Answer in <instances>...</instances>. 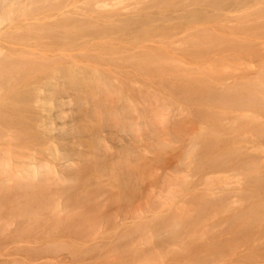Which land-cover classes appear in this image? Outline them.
I'll list each match as a JSON object with an SVG mask.
<instances>
[{"label": "bare ground", "instance_id": "1", "mask_svg": "<svg viewBox=\"0 0 264 264\" xmlns=\"http://www.w3.org/2000/svg\"><path fill=\"white\" fill-rule=\"evenodd\" d=\"M259 39L264 0H0V264H145L131 248L150 239L151 260L168 261L210 209L228 231L262 223ZM166 150L157 192L95 205L90 174L123 195Z\"/></svg>", "mask_w": 264, "mask_h": 264}, {"label": "rangeland", "instance_id": "2", "mask_svg": "<svg viewBox=\"0 0 264 264\" xmlns=\"http://www.w3.org/2000/svg\"><path fill=\"white\" fill-rule=\"evenodd\" d=\"M240 15L241 14H237L238 17ZM222 22V27L235 25L234 22H231L229 19L226 18H224ZM178 36L177 37L179 40L183 38L182 34ZM259 40L260 43L263 45L262 49L264 53V41L261 39ZM167 43L169 48H167L168 54H170V56H176V52H178L180 49H176V45H172V40L167 41ZM148 45H152V47L157 46V44L154 43H148ZM90 55L91 53L89 54V56ZM179 55L181 54L179 53ZM213 56L218 57V54H214ZM202 60L205 59L203 57L199 58L197 60V65L204 64ZM186 62L188 61L186 60ZM242 63H246L250 72L253 71V73L256 71V69L260 67V61L258 62L254 58L246 59V61ZM104 64L107 66H99L107 71H109L110 68L112 70V67L110 65H108L106 62H104ZM182 64L187 70H191L193 69V67L197 66L195 62H191L190 64ZM231 76L236 77V80H240L241 76H246V74H242L241 71H235V73H232ZM136 82L137 86L142 85V80L136 78ZM232 82H234L233 79L227 81L228 84H231ZM181 119L182 118H177L176 120L181 122ZM227 122L228 124L232 123L229 120L226 121V123ZM32 127L33 129L30 131L31 134H29L28 138H36V136H38L37 130H35L37 129V127H35V125ZM179 127L182 128V122L179 124ZM198 127H200L199 122L194 121L192 123H189L188 130L196 129ZM4 141H6V139ZM27 146L31 149L35 148L34 150L37 152L40 158H46L42 154L43 148H41V144H39L38 142H35V144H33L25 141L21 143L20 148H22L21 150H23L24 152L25 150L23 149V147ZM257 155L259 154H256V156ZM155 156L156 158L152 159L150 165L145 168L142 179H140L139 181L136 180V182L134 183V188H131L128 191L124 192L123 195H120L116 186L110 183L111 179L109 180L108 176L102 177L98 181L93 182L92 176L90 174L89 183H92L91 186L93 188V191H97L96 193L100 192L99 195L102 194L100 197L95 199V205L101 206L102 203H104L106 206L105 209L116 208L119 206H136V199L139 197V195H142L143 193L149 190H156L157 192L158 189L162 187L161 185H157V182L161 183L162 176L167 171V168L170 167L169 163L172 159V152L166 150L162 154L152 155V157ZM259 158H261L260 161L263 163L262 165H264V153L261 154ZM189 180L192 183L196 181V179L193 177H190ZM218 192L219 191H217V193ZM118 197L120 199H118ZM124 197H126V199H124ZM245 205L246 204H243L242 202L239 204H235L234 207L240 210L245 207ZM237 212V210L234 211V213ZM204 215V219H200L205 221H203L204 223L202 222L203 225L205 224V227L202 230H200L201 226H198L196 227L197 232H193L192 226L191 231L186 230L185 232H183V237L181 238V240H179L180 248H178L177 246L176 248L174 246L171 247L170 252L175 253L176 257H174L175 255H171L172 258H169L168 261H165L162 258L158 257L157 259L153 258L154 260H151L150 257L153 255V253L150 251L151 247H154L153 244L155 243L153 239L147 240V242L145 243L142 242L139 245H137L136 243L133 244V247L131 248L132 253L136 251L139 253V256L142 255V259L148 261L145 264H264V221L258 226L252 227L251 229H248L245 232H233L227 230L225 221L228 219V217H230V214L226 213L224 210L217 211V213L215 214L214 211L210 209L209 211L204 212ZM193 217H196L194 216V213L192 218ZM199 218H195L194 221L198 220ZM141 261L142 260H139L140 263ZM151 261L153 262L151 263ZM140 263L132 260V264Z\"/></svg>", "mask_w": 264, "mask_h": 264}]
</instances>
